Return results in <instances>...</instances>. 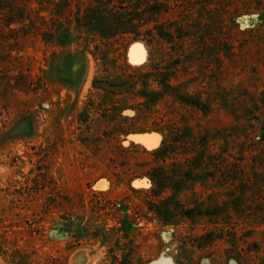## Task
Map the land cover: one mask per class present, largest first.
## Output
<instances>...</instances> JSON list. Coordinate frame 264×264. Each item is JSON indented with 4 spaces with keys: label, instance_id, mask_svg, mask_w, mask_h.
<instances>
[{
    "label": "rangeland",
    "instance_id": "obj_1",
    "mask_svg": "<svg viewBox=\"0 0 264 264\" xmlns=\"http://www.w3.org/2000/svg\"><path fill=\"white\" fill-rule=\"evenodd\" d=\"M86 1L0 0V264H264V0L178 50L43 40Z\"/></svg>",
    "mask_w": 264,
    "mask_h": 264
},
{
    "label": "trees",
    "instance_id": "obj_2",
    "mask_svg": "<svg viewBox=\"0 0 264 264\" xmlns=\"http://www.w3.org/2000/svg\"><path fill=\"white\" fill-rule=\"evenodd\" d=\"M197 7V0H87L82 7L68 12L66 23L42 34V37L49 35V40L43 39L46 42L54 38L71 39L73 36L64 25H73L76 33L83 32L103 42H115L122 46L128 40L144 41L148 45L160 41L178 50L186 40L194 39L188 30L199 19ZM168 81L169 78L164 79L162 86L168 87ZM15 98V102L19 103ZM201 148L204 151V146ZM172 150V144L164 145L153 152L154 158L165 160ZM203 154L201 151V164L209 163V158ZM164 173L160 168L148 174L155 197L169 188V178ZM186 175L189 179V172ZM156 212L160 213L159 210ZM116 259L111 256V264H131L127 257Z\"/></svg>",
    "mask_w": 264,
    "mask_h": 264
},
{
    "label": "bare ground",
    "instance_id": "obj_3",
    "mask_svg": "<svg viewBox=\"0 0 264 264\" xmlns=\"http://www.w3.org/2000/svg\"><path fill=\"white\" fill-rule=\"evenodd\" d=\"M89 251V250H88ZM86 252V251H85ZM86 255V254H85ZM89 256H91V255H89ZM88 261V260H87ZM89 262H91V261H89ZM90 264V263H89Z\"/></svg>",
    "mask_w": 264,
    "mask_h": 264
}]
</instances>
